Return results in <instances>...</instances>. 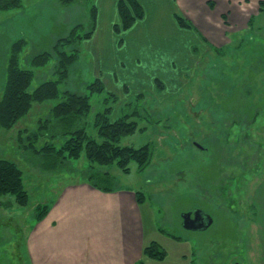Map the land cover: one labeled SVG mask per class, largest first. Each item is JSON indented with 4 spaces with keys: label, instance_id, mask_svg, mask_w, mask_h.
Returning <instances> with one entry per match:
<instances>
[{
    "label": "rangeland",
    "instance_id": "rangeland-1",
    "mask_svg": "<svg viewBox=\"0 0 264 264\" xmlns=\"http://www.w3.org/2000/svg\"><path fill=\"white\" fill-rule=\"evenodd\" d=\"M48 1L50 9L44 8L30 17L29 8L40 2L24 0L25 11L20 10V15L13 19H21L22 25L25 23L23 30L31 41H39L37 37L44 41L50 34V39L43 42V48L51 51L55 46L51 40L63 35V31L67 32L66 25H71L72 20L75 25L83 24L85 31L88 30L91 5H70L72 13L66 7L59 10L63 6L60 0ZM0 18L5 17L0 15ZM253 19L248 32L255 38H247L248 43L252 41L249 48L244 45L246 43L241 48L231 47L223 51L227 54L225 59L219 58L215 62L204 58L203 69L190 70L187 85L177 90L170 89L160 76L156 78L164 82L162 90L144 84L145 91H137L127 85L129 80L106 85L103 69L96 67L94 62V46L99 48L105 37L94 44L89 43L90 39L78 44L79 59L71 68L76 72L71 74L68 87L62 84L61 89L89 94L86 85L100 78L107 91L118 98L112 110V120L124 115L127 111L123 110L124 104H134L138 95H145L143 101L146 104L142 101L140 108L154 116L153 121L138 120L139 129L148 127L147 130H138L121 141L123 146H153V159L146 169L139 171L137 164L132 163L131 172L126 174L113 165L94 167L96 171L110 173L119 188L144 194L148 240L156 239L167 253L165 261L152 259L153 264H192L191 261L194 264H264V120H258L264 115V109L259 108L264 105V99L260 101L264 86L259 83L260 61L264 54L260 42L264 43V36L254 34V31L259 34L261 28L264 30V14ZM98 22L105 30L106 21L100 22L99 18ZM43 23L44 28L41 27ZM11 25L14 38L17 29L13 22ZM2 28L0 26V35L3 34L0 44L4 47L5 31ZM96 30L97 25L94 33ZM41 43L39 41L38 47ZM44 70L46 76L54 77L51 72L56 70L54 58ZM95 70L98 76L94 74ZM106 70L113 69L106 67ZM46 76L44 79L48 78ZM262 79L264 82V77ZM37 81L38 78L35 85ZM118 85H125L127 89ZM102 98L98 94L91 97L90 133L95 130L92 126L95 115L107 108ZM48 104L37 106L27 120L11 131L0 128V158L10 159L20 166L30 197L29 202L22 205L12 194L0 196V264H26L24 240L39 209L50 207L64 187L83 182L88 171L93 170L84 156L50 171L47 168L49 161L44 156L29 155L25 144L22 147L18 131L28 128L30 133L35 132L39 118L49 116ZM198 207L207 210L213 219L209 232H190L183 226V216ZM206 245L213 251L212 263L207 262V255L201 252ZM197 246L195 253L193 250ZM182 253L188 257L186 263Z\"/></svg>",
    "mask_w": 264,
    "mask_h": 264
},
{
    "label": "crops",
    "instance_id": "crops-1",
    "mask_svg": "<svg viewBox=\"0 0 264 264\" xmlns=\"http://www.w3.org/2000/svg\"><path fill=\"white\" fill-rule=\"evenodd\" d=\"M138 1L144 8L143 19L135 23L129 31L118 35L114 26L121 21L119 0H96L97 21L99 18L100 22L105 20L106 28L103 30L102 24L98 22L97 30L88 41L94 44L105 37L99 48L94 46V62L96 67L101 66L103 69L104 73H101L105 75L106 85L129 80L130 84L127 85L141 92L145 91L144 84L156 89V81L160 79L156 76L167 81L170 89H181L188 83L190 70H199L203 67L204 58L208 57L215 62L219 58L225 59L227 54L223 51L231 47L241 48L246 43L244 45L249 48L248 44L252 41L248 43L247 38L250 40L255 38L248 32L253 18L264 14V0ZM39 2L29 8L30 17L34 12L38 13L44 8L50 9L48 0H39ZM39 4L43 6H37ZM60 7L62 8L59 10L65 9V6ZM25 9L26 7L22 12ZM70 9H73L72 6H66L67 11L70 12ZM19 13L21 12H0V15L5 17L0 18V26H3L2 29L5 31L3 36L5 46L1 47L0 44V52L3 49V54H0V77L3 81L0 84V96L6 87L13 43L20 39L26 40L22 61L30 64L27 59L45 52L47 49L43 48V42L51 37L49 34L44 41L42 37H37L42 42L38 47L39 41H31L23 30L25 23L22 25L21 19H13L18 17ZM180 20L185 22V26ZM11 22L17 29L14 38L10 32L13 29ZM43 25L45 24L43 23L41 27L44 28ZM74 25L73 20L71 25H66L67 32L63 31V35L52 39L53 45L59 39L68 36ZM259 31V34L255 31L254 34L263 37L264 30L261 28ZM260 43L264 47V43ZM120 48L121 52H119ZM28 49L30 51L27 52ZM106 67L113 70H106ZM259 70V83L262 87L264 86L262 79L264 54ZM94 74L98 76V71L95 70ZM249 80L252 83V80ZM118 86L127 89L125 85ZM260 92V101H262L264 92ZM259 108L264 109V105H260ZM258 120L262 122L264 115ZM262 158L263 156L261 160ZM137 192L124 188L105 192L85 180L67 185L50 203L49 212L44 219L36 220L26 235L24 240L26 264L155 263L153 261L156 259L152 260L153 258L146 256L144 250L152 243L159 242L156 239L148 240L143 210L145 199L140 203ZM197 209L207 212L201 207ZM213 224L214 222L207 229L208 232ZM173 238L177 240L176 237ZM161 247L164 249L162 245ZM195 251H198V246L193 250ZM201 252L207 255V262L214 261L213 251L209 249V245L202 248ZM182 257L183 262L186 263L187 255L182 253ZM191 263L194 264V261Z\"/></svg>",
    "mask_w": 264,
    "mask_h": 264
},
{
    "label": "trees",
    "instance_id": "trees-1",
    "mask_svg": "<svg viewBox=\"0 0 264 264\" xmlns=\"http://www.w3.org/2000/svg\"><path fill=\"white\" fill-rule=\"evenodd\" d=\"M60 2L65 7L77 3L91 5L89 28L87 27L88 30L85 31L83 24L74 25L68 36L57 41L53 50H46L28 58L30 64L22 61L26 40L20 39L13 43L6 87L0 96V128L11 131L21 121L27 120L37 106L42 107L45 103L57 101L55 105L48 104L49 116L45 119L39 118V127L35 132L30 133L28 128L18 131L22 147L25 144L24 147L29 155L33 153L35 156H44L49 161L47 168L50 171H56L71 161H78L85 156L91 164L90 168L93 169L88 171L85 181L99 190L114 192L120 189L115 182L116 179L108 172L94 170L95 165H113L126 174L131 172L132 163L137 164L139 171L146 169L153 159V146L151 144L139 148L123 146L121 141L138 130H147L148 127L139 129L138 120L153 121L154 116H151L148 110L149 113L140 108L139 104L145 99V95H138L134 104L132 102L124 104L123 110H127L124 115L112 120V110L118 103V98L107 91L100 78H95L92 83L86 85L89 94L61 89L62 84L68 87L71 74L76 72L71 68L79 59L78 44L82 40L90 39L96 29L98 6L96 0H60ZM118 7L121 21L114 26L118 34L129 31L144 17V8L138 0H119ZM23 8L24 0H0V12H18ZM181 24L185 26L184 21H181ZM68 47L71 48L70 51ZM53 58L56 62V70H51L54 77L46 76L44 69ZM45 76L48 78L44 79ZM37 78L35 85L34 81ZM157 87L160 90L164 88L159 80ZM94 94L103 97L101 101L107 105V108L95 115L92 123L95 130L90 133L88 126L93 110L91 97ZM143 103L146 104L144 101ZM6 194L14 195L16 201L22 205H26L30 199L24 182V172L20 166L10 159L0 158V196ZM136 195L142 203L144 194L137 192ZM49 209V206L40 208L35 219L38 221L44 219ZM144 251L146 256L160 261L167 256L166 251L156 242L147 246Z\"/></svg>",
    "mask_w": 264,
    "mask_h": 264
},
{
    "label": "water",
    "instance_id": "water-1",
    "mask_svg": "<svg viewBox=\"0 0 264 264\" xmlns=\"http://www.w3.org/2000/svg\"><path fill=\"white\" fill-rule=\"evenodd\" d=\"M200 212V215L201 216H198V215H196L197 216V218H199V220H200V225L201 224H203V223H205L207 220L209 221L208 222V224H207V226H205V225H201V226H199V227H194V225H195V223L197 224V221H199V220H197L196 221V219L195 220H192L191 219V214L192 213H188V214H186V215H184L183 216V218H184V227L186 228V229H191V230H201V229H205L206 227H209L211 224H212V221L213 220H210V216L209 215H207V217H206V219H203V218H205V215H204V213L202 212V211H199ZM197 214V213H196Z\"/></svg>",
    "mask_w": 264,
    "mask_h": 264
},
{
    "label": "flooded vegetation",
    "instance_id": "flooded-vegetation-1",
    "mask_svg": "<svg viewBox=\"0 0 264 264\" xmlns=\"http://www.w3.org/2000/svg\"><path fill=\"white\" fill-rule=\"evenodd\" d=\"M199 211H202L203 213H204V215H205V218H203V219H206V217H207V215H209L210 216V220H213L212 219V217H211V215L209 214V213H207V212H205L204 210H201V209H196L194 212H192V214H191V219L192 220H195L196 219V221L197 220H199V218H197V216L196 215H198V216H201L200 215V212ZM197 213V214H196ZM208 220L205 222V223H203V224H201V225H205V226H207V224H208ZM213 222V221H212ZM184 222H183V226H184ZM200 225V220L199 221H197V224L195 223V225H194V227L196 226V227H199V226H201ZM212 225V224H211ZM210 225V226H211ZM209 226V227H210ZM209 227H206L205 229H201V230H189V229H187V230H189V231H205V230H207ZM186 229V228H185Z\"/></svg>",
    "mask_w": 264,
    "mask_h": 264
}]
</instances>
